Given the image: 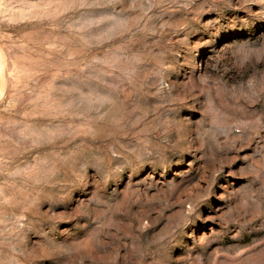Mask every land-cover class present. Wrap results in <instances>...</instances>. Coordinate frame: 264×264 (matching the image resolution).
Returning <instances> with one entry per match:
<instances>
[{"label": "rangeland", "instance_id": "374dc122", "mask_svg": "<svg viewBox=\"0 0 264 264\" xmlns=\"http://www.w3.org/2000/svg\"><path fill=\"white\" fill-rule=\"evenodd\" d=\"M0 264H264V0H0Z\"/></svg>", "mask_w": 264, "mask_h": 264}]
</instances>
